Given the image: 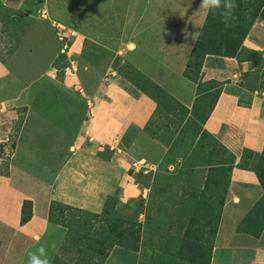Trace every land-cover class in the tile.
I'll return each mask as SVG.
<instances>
[{
  "label": "crops",
  "instance_id": "obj_1",
  "mask_svg": "<svg viewBox=\"0 0 264 264\" xmlns=\"http://www.w3.org/2000/svg\"><path fill=\"white\" fill-rule=\"evenodd\" d=\"M201 2L146 0L143 26L122 55L188 111L197 84L184 72L208 13ZM151 7L156 19L147 13ZM40 10L31 0H0V144L20 120L8 173L0 175V235L19 264H28V253L40 246L50 262L57 255L67 230L49 220L52 203L100 214L116 194L136 202L166 151L144 132L154 100L110 66L87 60L74 81L56 79L60 47ZM20 22L29 25L16 33ZM242 45L256 58L206 55L200 71L201 82L222 85L203 129L236 164L246 150L257 154L256 162L264 159L263 19L254 21ZM250 74L260 77V89V82L255 90L245 87ZM256 169L230 172L210 264H264V229L257 235L240 229L264 194V172ZM6 195L11 206L3 205ZM24 201L31 202V217L21 224Z\"/></svg>",
  "mask_w": 264,
  "mask_h": 264
},
{
  "label": "rangeland",
  "instance_id": "obj_2",
  "mask_svg": "<svg viewBox=\"0 0 264 264\" xmlns=\"http://www.w3.org/2000/svg\"><path fill=\"white\" fill-rule=\"evenodd\" d=\"M31 1L41 8L38 15L49 22L53 28L50 33L51 38L52 40L54 38L55 44L60 47L58 58L52 65V71L58 81L70 82L71 79L74 81L83 64L87 65L88 61H100L106 66H110L109 68L113 69L117 78L118 76L122 77L124 81L147 95L155 93L147 79L131 67L122 56L134 39L137 30L143 26L140 19L144 15L146 0ZM240 1L247 5L250 0ZM147 13L149 16L151 15L150 19L158 17L156 10H153L152 7ZM261 17L260 11H258L255 20ZM28 25L27 22H20L18 27L20 30L16 33L19 31L22 33ZM58 34L66 36L63 41L68 46L66 53L62 51L63 42L58 39ZM236 53L243 58L254 59L255 57L250 52L239 49L236 50ZM195 65L193 63L191 69L188 70L190 74L192 73L191 75L196 71ZM259 79L258 75L250 74L245 77L244 85L247 89L248 87L256 89L259 87L260 89L262 83ZM211 92L214 90L201 95L195 111L191 114L185 113L183 120L181 119L183 114L179 113L178 109L172 107L161 97L155 99V101H159L161 114L153 119L150 129L152 132H156V125H167L166 130L171 133V139L170 137L169 140L162 139L163 144L161 145L165 147L166 151L157 172L154 174L147 192H142L136 202L123 201L116 194L107 203V206L104 205L105 208H114V212L118 213L117 216L120 220L133 219L140 224L141 230L139 234H136V236H140L138 241L133 245L132 237L122 234L117 237V242L121 243L123 247L114 246L108 251L107 257L103 258L102 255L96 253L95 246H89L88 238H82L86 228L78 229L77 223H73L72 229L66 233L57 255L51 260V264L54 260L55 264H195L194 255L198 249L205 251L201 259V262L205 263L210 245L212 243L213 247L216 236V234L214 237L212 235L214 217L211 215V208L220 197L212 195L206 189L203 190L208 168L207 164L200 161L195 155L215 149L210 141L211 138L200 134L201 127H203V120L200 116L210 107L211 99L206 96ZM19 123L20 120L15 123L7 142L0 144V175L8 173L9 159ZM260 171L263 172V169L261 168ZM229 177L230 175L226 172L223 179L229 180ZM227 190L228 187L226 193ZM201 191L206 193L200 195ZM11 204L12 201L7 196L3 205L11 206ZM28 209L29 207L25 206L23 215H26ZM8 210L11 208L8 207ZM138 210L141 211V214L136 217ZM53 216L55 220H61L59 208L55 207ZM62 216L63 218H72L66 211ZM84 219L86 220V218ZM243 229L247 231L245 226ZM187 231L189 235L185 237ZM70 243L74 248L89 251L82 255L83 261L80 256L76 257L77 254L74 255V252L70 251ZM9 245L8 237L0 235V264H19V259L10 258ZM14 255L13 257H15ZM73 256L75 258L71 259Z\"/></svg>",
  "mask_w": 264,
  "mask_h": 264
},
{
  "label": "trees",
  "instance_id": "obj_3",
  "mask_svg": "<svg viewBox=\"0 0 264 264\" xmlns=\"http://www.w3.org/2000/svg\"><path fill=\"white\" fill-rule=\"evenodd\" d=\"M235 3L237 7L234 9L233 16L228 20L227 26L225 25V23L221 21V16L219 11L212 12L208 10L206 19L198 35V38L193 46L189 62L184 72L185 76L188 79L192 80L197 84L196 103H194L190 111H188L187 108H185L183 105L175 101L173 98H171L169 95L164 93L162 90H160L155 84L147 80L150 86L152 87V89L155 90V93L152 94L149 93L150 95L148 94V96L151 97L154 101L155 99L161 97L166 102L170 103L172 107H175L176 109L179 110V113L183 114L181 118L182 120L185 117V113L188 112V114H191L192 112L195 111L197 101L200 100L199 98L201 97V95H203L205 92H209L210 90H214V92H211L206 96V98L211 99V104L209 109L200 116L203 120L202 121V125H203L205 120L209 116L210 112L212 111L220 94L221 86H222L221 84L217 82H201L199 78L203 58L206 55H220V56H230V57L240 58L239 54L236 53V50L239 49L240 51L248 52L243 47L242 43L244 37L248 33L249 29L252 27L258 11H260V14L262 16L261 18L264 20V9H263L264 0H258V2L257 0H250L249 4L247 2L248 6L246 4H242L240 0H238L237 2L235 1ZM252 54L255 55V53ZM196 59L198 60L194 62ZM193 63L196 64L195 65L196 71L194 72L193 75H191L192 73L190 74L188 70L191 69ZM255 89L256 88L251 90H255ZM158 94H161V96H158ZM155 104H156V109L152 114V116L150 117V119L148 120V123L146 124L144 130L146 134L149 135L152 139L156 140L160 144H163L162 139L166 138L167 140H169V137L171 139V135H170L171 133L168 130H166L167 125L165 126L156 125L157 126L156 132L151 131L150 127L153 125V119L159 117L161 114L160 111L161 109H159V101L156 100ZM200 131H201L200 134L203 135L204 137L207 136L209 139L210 138L213 139V140L210 139V141L215 148L214 150L205 151L204 153L200 152L195 155L200 161H204L207 164V168H208L207 176L203 183V190L206 189L212 195H215L216 197L217 196L220 197L216 202V204L213 203L214 206L211 208V215L214 217V225L212 231V235L214 237L217 232L222 208L224 205L223 199L225 198H223V195L226 193V189L229 184L228 183L229 180H226V178L223 179V176L226 175V172H228V175H230V172L235 166L241 169H253L254 168L253 166L255 165L257 166L256 169L257 171L258 169L260 170L262 168L264 172V162H263L264 159L261 160V162L259 160L256 162L257 159L255 158L257 157V154H253V152L246 150L243 152L240 163L236 164L234 156L230 154V152H228L217 140H215L214 137L209 135L203 129V127H201ZM205 193H206L205 191H201L199 194L201 195ZM111 199H113V197H110L106 200L105 206H107V203ZM25 206H28L29 209L26 215H23ZM105 206L100 214H92L71 206L52 203L49 209V220L52 223L61 225L64 228H66L67 232L72 229L73 223H77L76 227L78 229H82L83 227H85L86 228L85 234L83 235L82 238L84 237L88 238V240L90 241L89 246L90 247L95 246L96 253L102 255L103 258H106L108 255V251H110L114 246L122 245L121 243L117 242L118 236L124 234V235H128L130 238L132 237L133 245H134V242L136 243V241H138V239L140 238V236L138 235L136 236V234H139L141 228H140V224L136 221H133V219L124 218L120 220V218L117 216L118 213L114 212V208L111 207L109 209L107 207L105 208ZM55 207L59 208L61 212V216L59 217L61 218V220L54 219L53 213ZM23 211H22L21 224L26 223L31 217V202L24 201ZM65 211L69 213L70 216H72V218L69 217L63 218L62 215ZM139 214H141V211L138 210L136 213V217ZM83 217L86 218V220ZM74 218L76 219L74 220ZM93 222H97V223H93ZM244 226L247 229V231H250L252 234L255 235L260 234L264 229V194L254 205V207L250 210V212L241 221L240 229H243ZM188 235L189 232L187 231L184 236L188 237ZM195 239L197 240V238ZM69 246H70V251H73L74 255L77 254L75 255L76 257L80 256L81 260L82 258H84L82 255L85 253L87 254L89 252L87 249L80 250L77 247L74 248L72 243H70ZM208 251L209 252L207 254L205 263L204 262L202 263L201 259L203 258L204 256L203 253L205 251L202 249H198L197 253L194 255L195 257L194 263L210 264L212 243ZM74 258L75 257L73 256L71 259ZM54 262L52 264H55Z\"/></svg>",
  "mask_w": 264,
  "mask_h": 264
},
{
  "label": "clouds",
  "instance_id": "obj_4",
  "mask_svg": "<svg viewBox=\"0 0 264 264\" xmlns=\"http://www.w3.org/2000/svg\"><path fill=\"white\" fill-rule=\"evenodd\" d=\"M236 7L235 0H202L199 6V8L208 9L212 12L219 11L221 21L226 26ZM28 264H51L48 249L45 246H40L36 251L29 252Z\"/></svg>",
  "mask_w": 264,
  "mask_h": 264
},
{
  "label": "built area",
  "instance_id": "obj_5",
  "mask_svg": "<svg viewBox=\"0 0 264 264\" xmlns=\"http://www.w3.org/2000/svg\"><path fill=\"white\" fill-rule=\"evenodd\" d=\"M64 38L66 39V36H60V35L58 34V39H59L61 42L64 41ZM67 50H68V46H67L66 43L63 42V44H62V51H63L64 53H66Z\"/></svg>",
  "mask_w": 264,
  "mask_h": 264
}]
</instances>
